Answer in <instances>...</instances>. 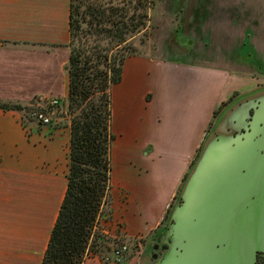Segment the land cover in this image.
<instances>
[{
  "label": "crops",
  "instance_id": "1",
  "mask_svg": "<svg viewBox=\"0 0 264 264\" xmlns=\"http://www.w3.org/2000/svg\"><path fill=\"white\" fill-rule=\"evenodd\" d=\"M68 13L69 0H0V103L66 100ZM132 59L126 72L134 70L130 78L140 89L126 99L140 105L131 118L137 150L120 181L128 198L119 199V207L122 229L150 238L178 195L213 113L247 78L204 60L146 55L128 57L122 70ZM20 113L0 110V264H41L66 193L70 119L58 116L45 127L22 122ZM83 264L101 263L89 257Z\"/></svg>",
  "mask_w": 264,
  "mask_h": 264
},
{
  "label": "trees",
  "instance_id": "2",
  "mask_svg": "<svg viewBox=\"0 0 264 264\" xmlns=\"http://www.w3.org/2000/svg\"><path fill=\"white\" fill-rule=\"evenodd\" d=\"M152 3L69 0V55L64 68L70 119L68 183L41 264H83L93 255H112L110 240L97 229L100 218L111 215L103 211L114 140L111 88L120 82L125 59L136 54L127 41L146 29ZM24 109L0 103L4 112ZM129 259L125 256L123 264Z\"/></svg>",
  "mask_w": 264,
  "mask_h": 264
},
{
  "label": "water",
  "instance_id": "3",
  "mask_svg": "<svg viewBox=\"0 0 264 264\" xmlns=\"http://www.w3.org/2000/svg\"><path fill=\"white\" fill-rule=\"evenodd\" d=\"M247 98L253 95L216 116L166 226L153 238L164 243V255L150 256L149 247L139 264H228L242 251L246 255L252 237L264 232V141L255 139L253 122L250 129L242 124Z\"/></svg>",
  "mask_w": 264,
  "mask_h": 264
},
{
  "label": "rangeland",
  "instance_id": "4",
  "mask_svg": "<svg viewBox=\"0 0 264 264\" xmlns=\"http://www.w3.org/2000/svg\"><path fill=\"white\" fill-rule=\"evenodd\" d=\"M205 1L152 0V7L148 11L149 20L146 29L127 41L131 49L136 53L132 56L146 55L147 58L149 56L154 59L164 58L186 63L204 60L207 63H216L219 66L218 68L226 70L229 73L243 74L247 78L249 75H255V73H264V68L260 63L262 61L259 62V59L263 57V48L259 45L255 50L251 51L250 40H252L253 34L250 30L245 31V38L240 39L232 47L231 39L238 37V31L230 26V18L226 17L224 7H229L235 2L209 0L206 4L208 15L203 19L201 30L193 23L194 10L198 6L204 5ZM238 21L240 26L245 24L241 20ZM184 38L186 40L185 43L181 41ZM248 52H251L252 57H247ZM134 63V59H132L122 70L121 77H123V82L121 85L111 88L110 129L114 140L110 145L111 172L107 191V204L103 208L104 212L109 210L111 215L104 214L99 220L97 229L103 232L110 240L109 244L112 250L121 245H127L129 251L126 256L131 257L132 260L135 259L134 264H139L138 260L141 253L151 246L156 233L166 226L171 206L175 201L172 202L169 210L161 219L158 231H155L152 236L150 235V238L143 233H133L130 230L127 232L122 229L121 223L125 224L123 217L125 210L119 207V199L124 202L128 197L125 196L126 193L120 185V181H122L121 178L126 175V172H131L128 163L129 161L134 162L137 150V145L134 144L136 141L134 139L135 135L131 134L136 121L131 118L133 113H136L137 107L140 108V105L136 99L132 98L130 102L126 99V94H128L127 97L133 96V93H136L140 89L138 86L139 82L130 78L134 70H131L130 73L126 72L129 68H134L131 66ZM250 81L248 83L245 82V87H240L238 90L245 92L254 88V81ZM259 86L263 87L264 83ZM57 99L60 100L63 108V104L66 105V100L64 101L60 96ZM35 101L32 100L27 106H24V110L20 111L22 122H27V110ZM65 112L66 116H63ZM58 116L60 118H68L66 108ZM128 127L131 131L128 130ZM117 184L119 185L117 186ZM113 208L115 209L114 212ZM123 261L124 258L122 257L119 260V264H123Z\"/></svg>",
  "mask_w": 264,
  "mask_h": 264
},
{
  "label": "flooded vegetation",
  "instance_id": "5",
  "mask_svg": "<svg viewBox=\"0 0 264 264\" xmlns=\"http://www.w3.org/2000/svg\"><path fill=\"white\" fill-rule=\"evenodd\" d=\"M231 3H234L233 5H230L229 7H224L225 15L229 19L230 18V26L238 31L237 36L235 38L231 39L232 47L234 44H237L240 39H244L245 31L250 30L253 34V38L251 41V51L255 50L259 45L262 46L263 57L259 59V62L261 63L262 67L264 68V0H228ZM204 5L198 6L196 10H194L193 15V23H195L201 30V25L203 22V19L205 16L208 15L207 10V3L209 0L205 1ZM227 8V9H226ZM244 22L245 24L240 26L239 21ZM200 24V26H199ZM229 29V28H228ZM230 30V29H229ZM203 31V29H202ZM235 39V41H234ZM251 52H248L247 57H252ZM255 57V54H254ZM247 78V76H245ZM250 80L254 81L255 87L247 90L245 92H240V90H235L233 93L230 94V96L222 103L218 109L213 113L219 114L223 108L226 110L228 106L235 101L238 98L246 97L248 95H253V98H247L245 102H243V108L246 109V111L243 114V125L246 124V127H249L253 122V126H256V129L254 131L255 139H260L264 141V86H259L260 84L264 83V73L256 74L255 75H249L246 79V82H251ZM258 84V85H257ZM256 96V97H255ZM252 97V96H251ZM255 97V98H254ZM252 99V101L250 100ZM250 106H245L249 105ZM213 123V122H212ZM210 124V126L212 125ZM236 124V122H234ZM240 124H238L239 126ZM209 126V127H210ZM242 133H245L246 130H244V127L240 128ZM251 132V130H249ZM195 161V160H194ZM193 164V163H192ZM177 198V196H176ZM176 198L174 199L173 205L176 203ZM262 207L264 208V204H262ZM245 238V237H243ZM253 240H251L250 247L251 249L248 252H245L246 255H244V251H242L241 255H238L235 260H232L231 262H228V264H264V232L260 233L258 231L257 234H255L252 237ZM158 245L159 247L157 249H154L153 247L155 245ZM164 243L160 240L159 242L153 241L150 246V256L156 255L157 259L161 258L165 251L160 250V246H162Z\"/></svg>",
  "mask_w": 264,
  "mask_h": 264
},
{
  "label": "built area",
  "instance_id": "6",
  "mask_svg": "<svg viewBox=\"0 0 264 264\" xmlns=\"http://www.w3.org/2000/svg\"><path fill=\"white\" fill-rule=\"evenodd\" d=\"M62 104L57 98L37 99L34 104L29 106L26 114L27 120L37 123L41 126L50 127L58 123V115L61 114ZM129 248L127 245H121L113 250L111 257L93 255L101 264H115L127 255ZM116 260V261H114Z\"/></svg>",
  "mask_w": 264,
  "mask_h": 264
}]
</instances>
